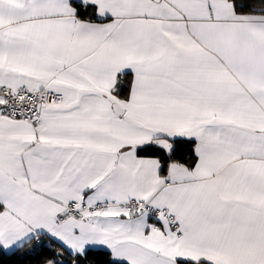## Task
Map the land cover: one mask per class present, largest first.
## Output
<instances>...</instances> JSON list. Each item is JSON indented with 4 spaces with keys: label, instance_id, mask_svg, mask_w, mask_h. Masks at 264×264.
Listing matches in <instances>:
<instances>
[{
    "label": "snow or ice",
    "instance_id": "1",
    "mask_svg": "<svg viewBox=\"0 0 264 264\" xmlns=\"http://www.w3.org/2000/svg\"><path fill=\"white\" fill-rule=\"evenodd\" d=\"M0 264H264V0H0Z\"/></svg>",
    "mask_w": 264,
    "mask_h": 264
}]
</instances>
